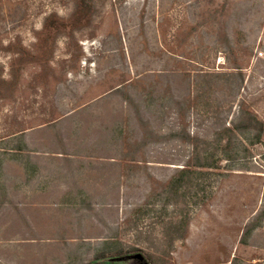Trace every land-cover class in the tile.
<instances>
[{"label": "rangeland", "instance_id": "1", "mask_svg": "<svg viewBox=\"0 0 264 264\" xmlns=\"http://www.w3.org/2000/svg\"><path fill=\"white\" fill-rule=\"evenodd\" d=\"M71 8L0 0V42L30 45L44 13ZM79 43L74 69L63 48L49 73L25 65L0 100V264L87 261L110 226L192 168L204 188L168 264H264V0H112ZM13 56L0 49L7 77ZM114 139L136 160L90 150ZM69 168L91 213L76 211L77 191L64 200Z\"/></svg>", "mask_w": 264, "mask_h": 264}, {"label": "trees", "instance_id": "2", "mask_svg": "<svg viewBox=\"0 0 264 264\" xmlns=\"http://www.w3.org/2000/svg\"><path fill=\"white\" fill-rule=\"evenodd\" d=\"M40 1L49 3L57 0ZM58 1L64 2V0ZM111 2L112 0H72L71 11L66 15H62L56 10L43 14L41 26L32 28L35 40L30 45L24 46L22 42H11L4 45L0 42V49L5 50L6 54L14 55L11 59L12 66L8 73L9 77L6 76L5 68H0V100L15 97L21 72L25 65L38 63L44 67L45 72L49 73L52 69L50 63L59 58V53L63 48L71 54L69 60L63 61L68 64L66 70L74 69L84 54L79 43L80 39L95 37L101 16ZM261 130L257 137L261 134ZM119 135L123 134L120 133ZM128 146V142L124 140L122 142L119 139L101 140L91 146L90 150L96 147L98 150L99 148H107V150L115 151L114 155L116 153L117 156L109 158L113 159L111 161L113 163L136 160L126 158L129 153ZM18 147L21 150V146ZM117 153H122L123 156H118ZM86 156L88 158L98 157L90 155V152ZM66 165L72 166L68 162ZM81 165L92 166V163L82 162ZM201 173L196 172L193 168L182 170L178 176L168 181L166 187L155 192L153 197L148 199L150 203L138 204L132 210L133 213L129 214L123 222L110 226L106 238L94 247L92 257L89 260L85 261L87 254L85 251L83 254L81 253L79 260L72 259L68 264H127L126 261H113L111 259L137 252L143 253L150 264H168V259L175 251L176 244L183 242L187 237L191 222L190 202L204 188L201 186L202 181L199 178ZM57 176L65 182L71 180V183L73 182V187L71 184L64 200L70 202L75 200L73 193L77 191L80 202L76 211L83 214L91 213V204L87 202L85 197L88 195H84L83 189L76 186L78 183L73 169L69 168ZM6 192L0 186V207L5 201ZM73 210L75 211V209ZM146 217H148V221Z\"/></svg>", "mask_w": 264, "mask_h": 264}, {"label": "water", "instance_id": "3", "mask_svg": "<svg viewBox=\"0 0 264 264\" xmlns=\"http://www.w3.org/2000/svg\"><path fill=\"white\" fill-rule=\"evenodd\" d=\"M113 261H126L127 264H150L145 255L141 252L128 254L126 256L112 258Z\"/></svg>", "mask_w": 264, "mask_h": 264}, {"label": "built area", "instance_id": "4", "mask_svg": "<svg viewBox=\"0 0 264 264\" xmlns=\"http://www.w3.org/2000/svg\"><path fill=\"white\" fill-rule=\"evenodd\" d=\"M260 56H262V54Z\"/></svg>", "mask_w": 264, "mask_h": 264}]
</instances>
